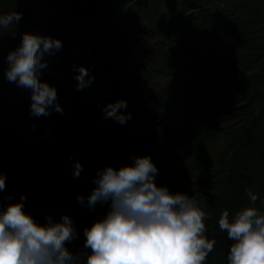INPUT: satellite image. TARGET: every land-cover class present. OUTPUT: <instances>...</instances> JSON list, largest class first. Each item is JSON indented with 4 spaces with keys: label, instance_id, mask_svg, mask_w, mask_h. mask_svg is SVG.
Listing matches in <instances>:
<instances>
[{
    "label": "trees",
    "instance_id": "1",
    "mask_svg": "<svg viewBox=\"0 0 264 264\" xmlns=\"http://www.w3.org/2000/svg\"><path fill=\"white\" fill-rule=\"evenodd\" d=\"M163 1L81 26L45 54L39 79L55 87L63 111L53 106L36 117L31 89L6 78L7 55L39 28L47 0H0V15L22 14L0 29V207L23 195L24 211L40 224L68 215L78 225L66 247L90 251L84 229L107 214L110 201L78 202L75 162L81 176L92 160L119 169L148 155L157 186L187 194L210 217L205 234L215 244L206 264H227L232 241L219 228L222 211L231 217L254 206L264 214V185L254 184L264 182V0H180L173 14ZM79 66L94 81L78 91ZM120 99L127 102L120 111L131 114L124 124L103 111ZM205 183L218 192L201 189ZM249 190L258 195L254 204Z\"/></svg>",
    "mask_w": 264,
    "mask_h": 264
},
{
    "label": "clouds",
    "instance_id": "2",
    "mask_svg": "<svg viewBox=\"0 0 264 264\" xmlns=\"http://www.w3.org/2000/svg\"><path fill=\"white\" fill-rule=\"evenodd\" d=\"M22 19L15 11L0 15V29L7 30ZM62 48L59 38L24 32L18 47L7 55L6 78L18 87L31 89L30 112L36 117L48 116L49 109L62 113L57 91L39 75L47 67L43 59ZM76 66H74L75 70ZM77 90L90 86L94 76L79 66L75 76ZM123 99L108 103L105 118L124 124L131 114ZM82 165L74 164L78 178ZM157 168L150 156L134 157V164L119 169L106 166L94 179L95 187L87 198L91 208L98 202L110 201L107 214L84 229V251L74 254L66 243L76 238L72 219L63 215L59 222L51 217L38 223L24 211L23 195L16 202L0 207V264H206L215 240L206 236L208 214L195 199L185 193H170L166 186H157ZM0 173V190L5 188ZM254 204L258 195L251 190ZM84 204V197L78 196ZM219 228L232 243L227 264H264V214L247 206L231 217L223 210Z\"/></svg>",
    "mask_w": 264,
    "mask_h": 264
},
{
    "label": "water",
    "instance_id": "3",
    "mask_svg": "<svg viewBox=\"0 0 264 264\" xmlns=\"http://www.w3.org/2000/svg\"><path fill=\"white\" fill-rule=\"evenodd\" d=\"M72 1H75L76 4ZM105 1L106 0H48L49 18L46 21V25L40 32L32 33L59 38L61 41H65L83 23L90 24L98 20H111L125 7L126 12L130 13L133 10L145 9L149 2V0H115L111 5L103 6L105 3H109ZM177 3L178 0H164V5L168 14L176 12ZM77 7H80V9L76 11ZM85 8L89 10L92 8V10H95L92 11L93 13L85 11L86 13L84 12V14H82ZM78 14L80 15V19H76L73 23L70 22L72 17ZM99 171L100 169L96 164L94 166L91 165L81 176L72 178V182L80 196L84 197V203L87 202L88 196L95 187L94 179Z\"/></svg>",
    "mask_w": 264,
    "mask_h": 264
},
{
    "label": "bare ground",
    "instance_id": "4",
    "mask_svg": "<svg viewBox=\"0 0 264 264\" xmlns=\"http://www.w3.org/2000/svg\"><path fill=\"white\" fill-rule=\"evenodd\" d=\"M99 1V0H98ZM103 1V0H102ZM107 2H109V3H105L103 6H109V5H111L115 0H106ZM105 1V2H106ZM73 3H75V1H72ZM77 2V1H76ZM76 4V3H75ZM47 5H48V0H47ZM74 5V4H73ZM113 6V5H112ZM48 8H49V6H48ZM177 8H178V5H177ZM78 9H80V7H77L76 8V11L78 10ZM91 10V11H90ZM90 10L88 9V8H85V9H83V11H82V14H84V12L85 11H89V12H92V11H94L95 9H93L92 10V8H90ZM177 10V9H176ZM75 11V12H76ZM86 13V12H85ZM93 13V12H92ZM120 13V12H119ZM118 13V14H119ZM168 13V12H167ZM76 14V13H75ZM118 14L116 15V17L114 18V19H111V20H98V21H101V22H115L116 21V19H117V17H118ZM80 19V15L78 14V15H75V16H73L72 17V20L70 21V22H74V21H76V19ZM97 22V21H96ZM90 24H92V23H90ZM90 24H85V23H83V24H81L78 28H80L81 26H85V25H90ZM77 28V29H78ZM76 29V30H77ZM70 37V36H69ZM68 37V38H69ZM228 112V111H227ZM44 125H42L41 127H43ZM221 130H223V129H221ZM218 136H220L221 138H222V142H223V139H227V134H226V131L224 130V133L222 132V131H219L218 132V134H217ZM45 136H43L42 138H44ZM224 140V141H225ZM224 147V143H221L219 146H217V147H215V148H212V151L214 152V153H216V152H221L222 151V148ZM97 165L98 167H99V169H100V171H102L103 170V168H102V166H101V164H99V163H97L95 160H92V162L90 163V166L91 165ZM89 166V167H90ZM255 186H257V187H259V186H261V184H263L264 185V182H262L261 183V179H259V180H255ZM211 187H209L208 186V183H205V184H203V185H201L200 187H201V189H207V191L208 192H210V193H213V192H216L217 190H218V187L216 188L215 186H213V185H210ZM218 192V191H217ZM80 203V202H79ZM81 204V203H80ZM81 205H83V206H86L87 205V202L86 203H84V204H81ZM60 220H57V222H59ZM56 222V221H55ZM72 222H73V226H74V228L76 229V227H77V225L78 224H76L73 220H72Z\"/></svg>",
    "mask_w": 264,
    "mask_h": 264
},
{
    "label": "rangeland",
    "instance_id": "5",
    "mask_svg": "<svg viewBox=\"0 0 264 264\" xmlns=\"http://www.w3.org/2000/svg\"><path fill=\"white\" fill-rule=\"evenodd\" d=\"M179 1L180 0H178V3H177V5L179 4ZM163 4H164V1H163ZM143 10V9H142ZM164 10L165 11H167V9L165 8V5H164ZM124 11H125V8H123V10L122 11H120V13L118 14V15H120V14H124ZM49 18V8L47 7V10L45 9V11H43V14L41 15V18H40V20H39V28L38 29H35L34 31H32V32H40L44 27H45V25H46V21H47V19ZM20 38V41H21V38H22V35L19 37ZM221 138V137H220ZM92 161H90V163H91ZM100 164V163H99ZM89 166H90V164H89ZM89 166H88V168H89ZM91 167V166H90ZM86 170V169H85ZM84 170V171H85Z\"/></svg>",
    "mask_w": 264,
    "mask_h": 264
}]
</instances>
